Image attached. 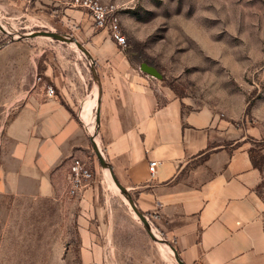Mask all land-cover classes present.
<instances>
[{
  "label": "crops",
  "instance_id": "obj_1",
  "mask_svg": "<svg viewBox=\"0 0 264 264\" xmlns=\"http://www.w3.org/2000/svg\"><path fill=\"white\" fill-rule=\"evenodd\" d=\"M88 30L84 46L92 67L78 55L55 54L40 66V76L36 57L13 54L0 64V99L11 94L0 109V207L10 200L71 203L81 263L106 264L111 237L108 224L95 220L99 185L79 198L64 196L70 159H92L82 111L89 101L92 113L98 99L96 144L182 264H264L263 173L253 164L245 133L209 108L191 109L158 90L106 31ZM45 85L54 97L46 96Z\"/></svg>",
  "mask_w": 264,
  "mask_h": 264
},
{
  "label": "rangeland",
  "instance_id": "obj_2",
  "mask_svg": "<svg viewBox=\"0 0 264 264\" xmlns=\"http://www.w3.org/2000/svg\"><path fill=\"white\" fill-rule=\"evenodd\" d=\"M100 2L118 6L120 30L126 41L125 47H118L140 73V64L133 62L136 57L153 64L161 75L160 79L149 76L155 88L172 92L191 109L209 108L245 133L252 160L263 173L258 193L264 203V0ZM89 28L93 33L105 32L95 28L86 11L73 7L71 0L0 2V51L11 48L8 55H1L0 64L13 54H19L22 60L36 57V76L42 75L40 66L51 54L78 55L89 64L73 43L41 36L23 38L25 34L48 31L72 38L86 49ZM10 84V79L4 81V91ZM10 99L11 94L1 97L0 109ZM92 115L86 129L89 135L90 127L96 128L95 110ZM89 151L97 172L89 159L82 160L93 173L91 185H99V216L95 220L108 224L111 237L105 263L177 264L171 244L148 234L99 164L92 145ZM2 204L0 264H82L78 223L71 203L60 199L59 207L28 200Z\"/></svg>",
  "mask_w": 264,
  "mask_h": 264
},
{
  "label": "built area",
  "instance_id": "obj_3",
  "mask_svg": "<svg viewBox=\"0 0 264 264\" xmlns=\"http://www.w3.org/2000/svg\"><path fill=\"white\" fill-rule=\"evenodd\" d=\"M71 5L86 11L95 28L105 30L117 46L125 47L126 41L120 30L117 5L105 4L100 0H71ZM36 80L41 81L39 77ZM45 93L47 97L55 96V90L51 85H45ZM156 165L154 161L149 162L151 176L155 173ZM92 181L93 173L87 164L80 158L72 157L64 196L69 199L79 198L90 187Z\"/></svg>",
  "mask_w": 264,
  "mask_h": 264
},
{
  "label": "water",
  "instance_id": "obj_4",
  "mask_svg": "<svg viewBox=\"0 0 264 264\" xmlns=\"http://www.w3.org/2000/svg\"><path fill=\"white\" fill-rule=\"evenodd\" d=\"M39 36L46 37V38H51V39L59 41V42L75 44L76 47L84 54L85 58L89 61L90 66L92 65L91 57H90V54L88 53V51L85 48H83L82 45H80V43H78L74 39L69 38L67 36H64V35H61V34H57V33L48 32V31H39V32H36V33L25 34V35H23V38L24 39H30V38H35V37H39ZM139 69H140V71L142 73H144V74H146V75H148L150 77H153V78H156V79H160L161 78V75L158 72V70L155 67L150 66V65H148L146 63L140 64ZM98 116H99V102H98V99H97V107H96V110H95V119H96L95 123L96 124L98 123ZM91 145H92L93 150H94V152L96 154V157L98 159L99 164L101 165V167L103 169L108 170L113 183L115 184L117 189L121 192V194L126 198V200L128 201L131 209L133 210L135 215L139 218V220L142 222V224L144 225V227H145L146 231L148 232V234L155 240H159L161 242H166L165 240L158 239V238H156L154 236V231L152 230V227H151V224H150L148 218L137 208L135 202L131 198V196L128 193V191L115 178V176L111 172V169L108 166L106 160L104 159V157L102 155V152L100 151L98 145L96 144L93 136H91ZM169 248L173 252V255H174V258H175L177 264H182L180 262V260L178 259L174 248H172L171 246H169Z\"/></svg>",
  "mask_w": 264,
  "mask_h": 264
},
{
  "label": "bare ground",
  "instance_id": "obj_5",
  "mask_svg": "<svg viewBox=\"0 0 264 264\" xmlns=\"http://www.w3.org/2000/svg\"><path fill=\"white\" fill-rule=\"evenodd\" d=\"M94 101V100H93ZM87 102V101H86ZM86 102H84V103H86ZM89 102V101H88ZM87 102V104H86V106H84V108H83V111H82V116H83V118H84V120L86 121V122H90L91 123V121H92V117L91 116H93L92 115V113H91V107H92V104L91 103H88ZM85 105V104H84ZM82 118V119H83ZM87 127H89V126H87ZM96 131H95V129H94V126H91L90 127V135L91 136H93L94 134H96L95 133ZM95 140V139H94ZM96 142V141H95ZM106 172V175L110 178V174H109V172H108V170H106L105 171ZM154 236L156 237L157 235H155L154 234ZM156 238H158V237H156Z\"/></svg>",
  "mask_w": 264,
  "mask_h": 264
},
{
  "label": "trees",
  "instance_id": "obj_6",
  "mask_svg": "<svg viewBox=\"0 0 264 264\" xmlns=\"http://www.w3.org/2000/svg\"><path fill=\"white\" fill-rule=\"evenodd\" d=\"M133 62H136L138 64L146 63V64H148L150 66L153 65L152 63H150L149 61H147L146 58H144L142 56L136 57V59H134ZM253 164H254V166H256L258 168V166L254 163V161H253Z\"/></svg>",
  "mask_w": 264,
  "mask_h": 264
}]
</instances>
